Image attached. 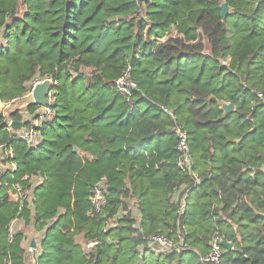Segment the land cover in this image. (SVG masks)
Wrapping results in <instances>:
<instances>
[{
    "label": "trees",
    "instance_id": "16d2710c",
    "mask_svg": "<svg viewBox=\"0 0 264 264\" xmlns=\"http://www.w3.org/2000/svg\"><path fill=\"white\" fill-rule=\"evenodd\" d=\"M0 38V146L17 165L0 174V264H26L17 218L43 233L35 264H203L216 237L232 244L222 264H264V0H0ZM46 74L53 115L30 145L7 119L29 128L40 107L6 118L1 102ZM176 127L199 183L176 166ZM158 234L184 247L152 250Z\"/></svg>",
    "mask_w": 264,
    "mask_h": 264
},
{
    "label": "built area",
    "instance_id": "2783aa9c",
    "mask_svg": "<svg viewBox=\"0 0 264 264\" xmlns=\"http://www.w3.org/2000/svg\"><path fill=\"white\" fill-rule=\"evenodd\" d=\"M45 81H48L50 85L49 90L46 94V105L44 107H40V109L34 114V121L31 127L24 128V129L21 128L18 131V137L22 141L30 145L34 144L37 139V135H36L34 128L40 126V124L48 120L53 115L52 106L54 105L55 99H56V88L58 86V81L48 74L44 76H38L33 81L30 82V84L28 85V88H29L28 93L23 98H15L7 102H1V105H3L4 115H5V111L13 104H16L24 100H29L28 102H33L32 96H31L33 88L36 85L42 84ZM115 88L120 94L124 96H130V91L136 88V84L131 80L129 71H126L120 78H118L115 81ZM257 96L260 99H262L264 102V99L261 94H258ZM26 117H27V114L24 113V118ZM11 122L12 121L10 120L7 121L8 130H12L10 126ZM175 132L178 138V144L176 147L177 152H178L176 166L180 172L191 176L195 180V183H199L197 176L192 171V157H191L189 147H188V135L180 127H176ZM0 149H2L3 151L2 154H4L3 160H5L6 162L8 161L7 163L9 165V168L11 170H16L17 165L13 161V158H14L13 152L10 149H6L5 145L0 146ZM106 190H107V185L104 179L99 181L92 188L90 196H89V202L92 207L91 211L88 213L90 216L100 213V211L105 206ZM182 190L183 189L178 191V193L175 196H179ZM14 194H15L14 198H17L20 202H23L28 198L29 191L16 186L14 187ZM187 194H188V191L184 192V195L181 197V200H180L181 215H183L185 212V206H186L185 202H186ZM134 203L135 201H133V204ZM136 213H137L136 217L139 218L140 215L138 211H136ZM122 214L123 212H119V214L115 218L117 219L121 218ZM112 224H113V220L111 221L110 226ZM220 242H221L220 238H217V237L212 240L209 253L200 258V261L203 264H222L223 249L220 245ZM148 243L150 244V247L152 248V250H155L157 252H169L173 250H179L180 248L184 247V243L182 239H180L178 244H175L172 240H169L165 236L160 235V234L149 237ZM97 244L98 242H91V243L85 244L83 247L85 250L88 251L94 248Z\"/></svg>",
    "mask_w": 264,
    "mask_h": 264
},
{
    "label": "rangeland",
    "instance_id": "374dc122",
    "mask_svg": "<svg viewBox=\"0 0 264 264\" xmlns=\"http://www.w3.org/2000/svg\"><path fill=\"white\" fill-rule=\"evenodd\" d=\"M0 40H2L0 38ZM206 53L209 52V48L206 45ZM29 100H24L21 102H18L16 104L11 105L6 111H5V117L8 118L7 116H9L10 113L12 112H20L23 113L24 115V111L26 110V104ZM27 118H30L27 116ZM9 121V118L7 119ZM31 120V118H30ZM32 122V121H31ZM4 158V154L0 153V174L9 170V165L8 163L3 160ZM9 193H13V190L10 189ZM17 195V194H16ZM15 196V194L13 195ZM179 196H175L174 199H178ZM128 203V207H130L129 209L132 212V217L133 218H137V213H136V205L133 204V200H127ZM21 232L25 239H24V247L27 253V261L26 264H35L36 263V256H38V254L40 253V247H39V242L41 240V237L43 235V233H37L33 226L31 224H26L23 219L21 218H17L13 221L11 227H10V232H12V234L16 233V232ZM34 241L35 244V248L31 247V242ZM81 242V241H80ZM157 254H152L148 257V261H153L156 258Z\"/></svg>",
    "mask_w": 264,
    "mask_h": 264
},
{
    "label": "water",
    "instance_id": "95a60500",
    "mask_svg": "<svg viewBox=\"0 0 264 264\" xmlns=\"http://www.w3.org/2000/svg\"><path fill=\"white\" fill-rule=\"evenodd\" d=\"M220 10H221V12H220L221 18L225 19L226 15L228 13V9L226 7V4H222L220 7ZM76 68H78V66H76ZM49 86H50L49 82L45 81L42 84L36 85L33 88L32 93H31L32 100H33V103L35 105H37L38 107H44L46 105V94L49 90ZM223 109L225 111V114H227V113L232 111V106L225 104V105H223ZM10 126H11L12 130L19 131L22 128L23 123L22 122H11ZM73 152H75V153L77 152L76 147H73ZM220 245L228 251L232 250V244L231 243L221 241ZM31 247L35 248L34 241L31 242Z\"/></svg>",
    "mask_w": 264,
    "mask_h": 264
},
{
    "label": "crops",
    "instance_id": "0c3cea01",
    "mask_svg": "<svg viewBox=\"0 0 264 264\" xmlns=\"http://www.w3.org/2000/svg\"><path fill=\"white\" fill-rule=\"evenodd\" d=\"M138 218V217H137ZM24 245V244H23Z\"/></svg>",
    "mask_w": 264,
    "mask_h": 264
}]
</instances>
